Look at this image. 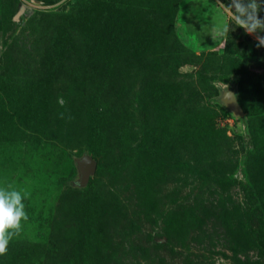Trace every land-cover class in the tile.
Instances as JSON below:
<instances>
[{
	"label": "rangeland",
	"instance_id": "obj_1",
	"mask_svg": "<svg viewBox=\"0 0 264 264\" xmlns=\"http://www.w3.org/2000/svg\"><path fill=\"white\" fill-rule=\"evenodd\" d=\"M85 3L0 0V78L52 79L47 123L19 142L0 129V187L27 194L29 217L0 264H264V47L217 0H144L114 64L85 58L76 83L43 45ZM85 153L102 168L77 187Z\"/></svg>",
	"mask_w": 264,
	"mask_h": 264
},
{
	"label": "trees",
	"instance_id": "obj_2",
	"mask_svg": "<svg viewBox=\"0 0 264 264\" xmlns=\"http://www.w3.org/2000/svg\"><path fill=\"white\" fill-rule=\"evenodd\" d=\"M103 1L85 0L83 10L78 8L74 13L59 15L61 20L50 21L52 34L50 39L44 42L43 61L54 76H61L63 73L69 72V76L76 83L81 80L86 83L89 73L86 75V72L83 71L82 64L85 58L96 61L100 56L108 65H113L116 61V54L127 48L130 34L138 33L144 26L140 19L135 20L133 17L138 3H142L144 0H131L130 2L129 0H115L110 6H114L118 10L116 15H109V11L101 15L104 10L101 9ZM52 3H56V1H52ZM99 10L102 11L96 16ZM76 17H79L81 21L75 22ZM62 19L69 20L72 27L79 24V39L74 36V29L67 24V21L61 23ZM101 32H103L102 35ZM144 33L148 34L147 30ZM93 52L96 53L95 57ZM81 72H84V77L80 75ZM3 77L0 78V129H4V133L7 130L15 131L16 134L12 138L19 142L22 140V133L26 139L25 132L29 129L30 124L33 129L38 122L41 123L39 126L48 122L47 113L51 103L49 96L52 79H36L30 86H22L21 84L25 81L19 80V77L6 73ZM12 95H15L19 102L8 103L6 99ZM19 97L23 99L19 100ZM25 100L30 101L31 105H28L29 102H25ZM36 107L37 112L34 110ZM34 112H36L35 117L31 118L30 116H34ZM33 132L32 138H37V131L33 130ZM20 145L22 143L18 146ZM101 168L99 166L98 170Z\"/></svg>",
	"mask_w": 264,
	"mask_h": 264
},
{
	"label": "clouds",
	"instance_id": "obj_3",
	"mask_svg": "<svg viewBox=\"0 0 264 264\" xmlns=\"http://www.w3.org/2000/svg\"><path fill=\"white\" fill-rule=\"evenodd\" d=\"M218 6L230 17L237 28L243 29L247 35L255 37L258 48L264 47V0H217ZM229 25L221 30L227 33ZM214 86L223 87L226 92L228 85L214 82ZM27 194L19 190L0 187V257L7 254L9 243L23 230L29 217L24 200Z\"/></svg>",
	"mask_w": 264,
	"mask_h": 264
},
{
	"label": "water",
	"instance_id": "obj_4",
	"mask_svg": "<svg viewBox=\"0 0 264 264\" xmlns=\"http://www.w3.org/2000/svg\"><path fill=\"white\" fill-rule=\"evenodd\" d=\"M222 90L221 102L232 112L236 117L244 114V110L239 103L238 96L234 89L228 88L226 92ZM74 162L77 168V179L74 185L77 187L87 186L91 177L96 173L98 164L97 161L89 154L85 153L82 157H75Z\"/></svg>",
	"mask_w": 264,
	"mask_h": 264
}]
</instances>
